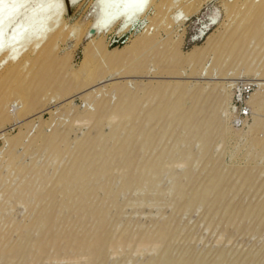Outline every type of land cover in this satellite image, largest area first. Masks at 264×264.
<instances>
[{"label": "rangeland", "instance_id": "rangeland-1", "mask_svg": "<svg viewBox=\"0 0 264 264\" xmlns=\"http://www.w3.org/2000/svg\"><path fill=\"white\" fill-rule=\"evenodd\" d=\"M54 1L57 45L0 66V264H264V14L155 0L86 37L92 0Z\"/></svg>", "mask_w": 264, "mask_h": 264}, {"label": "bare ground", "instance_id": "bare-ground-1", "mask_svg": "<svg viewBox=\"0 0 264 264\" xmlns=\"http://www.w3.org/2000/svg\"><path fill=\"white\" fill-rule=\"evenodd\" d=\"M69 1L72 4L77 0ZM153 1L155 0H92L94 15L87 25L86 37L99 32L104 34L113 29L121 32L142 21L148 6ZM166 1L168 2V0H159L157 5L161 6ZM32 2H34L33 7L25 10ZM240 4L247 7L253 15L264 14V0H241ZM59 5L54 0H0V66L10 63L20 54L27 50L32 51L39 45H42L43 53H49L57 45L63 29L61 20L65 7V4L63 7ZM27 61H31L29 54L20 60L17 68L23 67ZM251 82L260 87L251 94L249 101L251 109L257 111L264 100V89L261 88L264 87V77H261L260 73H255ZM93 89L96 90L94 93H100L96 87L91 88ZM84 92L74 93L65 101H71L74 97H85L87 94ZM113 114H116V110ZM27 119L29 120V117ZM28 120L15 119L13 125L25 124Z\"/></svg>", "mask_w": 264, "mask_h": 264}, {"label": "water", "instance_id": "water-1", "mask_svg": "<svg viewBox=\"0 0 264 264\" xmlns=\"http://www.w3.org/2000/svg\"><path fill=\"white\" fill-rule=\"evenodd\" d=\"M66 5H71V4H68V3H67ZM91 33H93V31H91Z\"/></svg>", "mask_w": 264, "mask_h": 264}]
</instances>
